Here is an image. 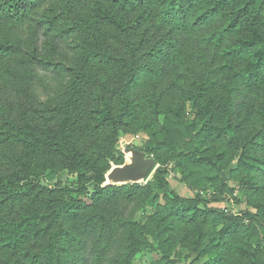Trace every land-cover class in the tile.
Returning <instances> with one entry per match:
<instances>
[{
    "label": "rangeland",
    "instance_id": "1",
    "mask_svg": "<svg viewBox=\"0 0 264 264\" xmlns=\"http://www.w3.org/2000/svg\"><path fill=\"white\" fill-rule=\"evenodd\" d=\"M97 1L42 0L21 21L0 13V41L9 47L0 57V222L35 211L51 222L73 206L63 221L74 232L71 246L80 256L78 264H207L219 250H208V241L219 240L221 230L233 222L242 224L227 236L235 248L248 250L246 258L257 251L263 254L264 66L257 78H236L237 69L249 62L254 50L243 59L226 57L235 37L220 41L213 36L222 28L219 20L197 25L202 10L195 8L187 22H182L186 15L176 11L180 26L171 27L170 22L159 24L162 10L155 4L143 5L138 8L142 19L133 40L109 25L91 29L86 16ZM247 3L253 9L246 11ZM213 4H220L222 14L232 13L227 23L240 12L238 28L257 39L255 53L262 52L264 0ZM172 39L170 56H161L158 46ZM152 49L157 53L151 61L147 51ZM74 81L80 83V95L67 113L63 106ZM224 82L236 86V137L208 140L198 154L202 164L180 165L174 153L187 139L168 134L166 118L182 119L193 133L194 111L205 107L199 97L202 89L217 95ZM18 130L26 140L48 136L52 141L39 150L40 185L24 198L14 190L36 176L20 164L26 146L16 140ZM64 130L72 132L78 156L92 159L100 168L82 167L65 156L55 140ZM135 151L155 161L150 175L139 181L131 177ZM244 153L260 157L256 170L241 163ZM53 172L56 178L50 180ZM98 179L103 182L94 183ZM130 185L145 188V214L129 190L120 196L114 192ZM103 190L113 197L111 202L91 200ZM151 198L160 204L158 211L149 207ZM176 199L197 202L205 212L195 223L189 214L161 212ZM109 207L121 225L128 226L108 239L110 226L97 219L108 214ZM38 236H31L24 247L36 244ZM21 262V250H0V264Z\"/></svg>",
    "mask_w": 264,
    "mask_h": 264
},
{
    "label": "trees",
    "instance_id": "2",
    "mask_svg": "<svg viewBox=\"0 0 264 264\" xmlns=\"http://www.w3.org/2000/svg\"><path fill=\"white\" fill-rule=\"evenodd\" d=\"M42 0H0V13L5 15L8 19L13 21H21L24 16L39 2ZM95 8L89 13L86 18L89 22V28L93 29L100 25H109L116 32L124 33L130 40L135 39L136 30L139 27L140 20L142 19V12L138 13V8L144 6H151L153 4L155 8L161 9L159 24L171 23V27L180 26V22L175 20L174 14L176 11L183 12L186 17L182 18V22H187V16L190 14V10L195 8L196 10H202L200 15L196 17L195 23L200 25L202 21L211 22L212 20H219L222 22V28L217 29L213 33V36L220 37V41L230 37H235L232 43H230L225 51L226 57L233 59H243L253 50V55L247 57L249 62L243 67H239L236 71L237 79H253L257 78L262 66H264V49L255 53V49L259 46V41L254 38H250L248 35H243L241 28H238V22L240 19V12L234 19V14L231 16L233 19L227 23L228 15L220 13V4H213L214 0H99L97 1ZM253 9V5L247 3L245 10ZM138 13V14H137ZM144 18V17H143ZM237 37V38H236ZM175 41V40H174ZM173 39L165 42L161 46L160 55L163 57H169L172 48ZM158 44V43H156ZM162 49H165L164 52ZM9 51L7 44L0 41V57L5 55ZM157 50L147 51L149 59L152 61L156 57ZM226 83V82H224ZM236 86L230 83H226L219 88V94L211 95L208 93V89H202V93L199 95L200 99L205 102L203 109L195 110V128L196 130L191 133L189 125L182 119H167V133L173 135L174 133L187 139L184 147L180 152L174 153V159L182 166H188L189 163L202 164L203 158L199 156V151L202 150L205 142L208 140L213 141H232L237 135L238 126L234 124V95ZM80 83L74 81L72 84V90L70 92V98L64 103L67 113L74 107L79 97ZM70 118H66L68 121ZM67 127V126H66ZM21 130L15 133L17 141L23 143L26 146V150L22 157L19 159L21 166L28 168L36 177L27 179L21 186L14 190V194L17 197H26L32 195L34 190L40 185V173H37L36 164L38 160V154L41 146L48 147L52 143L48 136L36 137L34 141L26 140L24 135L20 134ZM72 132L64 130L59 133V140L62 152L65 156L70 157L74 161H78L82 167H92L94 169L100 168V166L92 159L86 160L78 156L76 148L73 145ZM170 135V136H171ZM167 144V143H166ZM165 145V143H163ZM264 147V143L260 144ZM210 150V147H208ZM176 151V150H175ZM260 153V152H259ZM206 160V159H205ZM260 157L253 158L248 153H244L241 156V163L249 167L251 170H256L259 164ZM30 177V176H29ZM214 176H210L209 180H215ZM48 178L53 180L56 178V173H51ZM103 180H95L94 183L101 184ZM130 193V198L133 202H137L138 206L144 209L143 214L148 209L144 203L143 193L145 188L141 186H122L118 187L114 192L120 196L123 192ZM102 191V194L94 198L103 199L111 202L113 197H110L109 193ZM138 196V197H137ZM155 200L151 198L148 203L149 207L155 211L159 210L160 204H155ZM147 203V204H148ZM197 202L176 201L168 203L163 206V210L166 214H174L176 216H185L189 214L191 222H196L198 216L205 212L198 207ZM73 210V206L65 208V213H69ZM108 214L101 215L97 221L110 226L108 229L109 235L107 238H111L113 234L117 236L120 230H123L128 226L122 224L119 218L114 213L115 210L108 209ZM62 214L58 219H54L48 222L43 213L40 211L27 212L17 218H3L0 222V250L5 252H23V262L20 264H78L80 256L76 249H73L71 244L73 243L72 236L73 230L70 227L65 226L64 217ZM208 219V214L205 216ZM184 218V217H183ZM131 224V223H130ZM242 224L233 222L228 224L221 230L222 236L219 240L212 239L208 241V250L219 249L215 252V255L210 257L207 264H264L263 251H257V255L246 258V254L249 253L245 248H235L234 242L227 239V236L234 235L237 228ZM59 226V227H58ZM129 230L127 227L126 231ZM115 232V233H114ZM39 235L37 237V243L32 247H24V244L29 240L31 236ZM124 241V237L122 236ZM219 246L212 248V246ZM208 254L211 252L207 251ZM251 259V260H250Z\"/></svg>",
    "mask_w": 264,
    "mask_h": 264
},
{
    "label": "water",
    "instance_id": "3",
    "mask_svg": "<svg viewBox=\"0 0 264 264\" xmlns=\"http://www.w3.org/2000/svg\"><path fill=\"white\" fill-rule=\"evenodd\" d=\"M155 166L153 159H148L139 151L134 152V162L131 165V177L134 181L147 178Z\"/></svg>",
    "mask_w": 264,
    "mask_h": 264
}]
</instances>
